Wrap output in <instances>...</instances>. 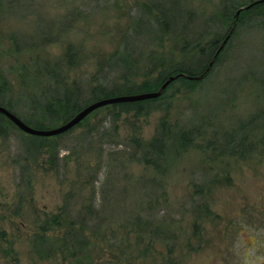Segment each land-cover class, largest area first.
Wrapping results in <instances>:
<instances>
[{"label":"rangeland","instance_id":"1","mask_svg":"<svg viewBox=\"0 0 264 264\" xmlns=\"http://www.w3.org/2000/svg\"><path fill=\"white\" fill-rule=\"evenodd\" d=\"M155 2L184 9L178 20L191 33L225 32L220 18L212 21L220 0H0V81L18 103L13 110L32 126L56 127L61 121L36 110L32 117L23 101L47 88L53 71L88 91L130 36L143 70L129 84L153 77L171 52L177 63L194 62L153 25L132 36ZM263 108L261 28L234 38L198 88L158 108L114 122L100 107L42 148L10 123L0 136V264H264V153L240 158L225 150L230 134L263 137L249 123ZM159 122L172 133L200 127L193 145L169 151L163 175L133 158V139L146 145ZM203 200L208 217L199 213ZM146 221L159 233L148 234ZM44 225V253L56 251L49 257L33 250Z\"/></svg>","mask_w":264,"mask_h":264},{"label":"trees","instance_id":"2","mask_svg":"<svg viewBox=\"0 0 264 264\" xmlns=\"http://www.w3.org/2000/svg\"><path fill=\"white\" fill-rule=\"evenodd\" d=\"M255 1L256 0H220V4L217 6V11L213 15L212 21H214L215 18H220L225 32L223 35H220V32L216 33L215 37H209L208 39H206L205 34L207 29L204 32L200 31L197 33H191V31L187 30V25H183L178 20V18L182 16V12H185L184 9L174 7L173 5L172 7H165L155 2L153 4L155 13L153 12V8L151 9L148 6L146 7L147 9L144 14L137 17L134 22L135 33L133 31L132 36L145 32L144 30L146 26L153 25L162 35L169 36L173 34L174 37H176L175 43H181V52L185 54L190 53L191 56L189 59H194V62L189 61L188 64H185L184 62V64L180 62L177 63L174 61V52H171L159 61L161 69L157 70L153 77L145 78L138 84H129L128 80L140 76L143 70L135 65L136 59L133 57V53L127 46V44H132L134 42V39L130 36L131 39H126L122 48L114 53L110 62V70L102 73V75L99 76L98 82L93 87L88 88V91H86L88 92V95H84L86 92H81L80 87L76 84L67 86V84L58 77V73L53 71L49 86L47 88H41L36 93L37 97L28 99V103L26 102L27 100L23 101L24 105L22 107L26 112L36 110L38 111L37 116H46L49 119H56L62 123L79 111L83 106L97 99L121 94L154 91L157 90L169 76L180 73L185 74L184 76H177L165 87L160 96L156 98L135 102L116 103L106 106L107 116L111 117L114 122L120 113L130 111L143 113L146 109L158 108L159 106L168 103L174 93L194 91L198 88L201 85V82L209 76L212 67L219 62L222 54L225 52L227 53L230 49L234 38L245 32L264 28V2ZM238 10L239 13L236 15ZM225 39L226 41L223 42ZM221 44H223L222 48L218 51ZM211 60L212 64L209 66L208 70H206ZM153 69L154 68L152 67L151 70ZM188 76L201 77L194 79L189 78ZM105 82L111 86L108 90L103 86ZM0 85L2 86V88L0 87V105L13 112L22 121L30 125V122L26 118L13 110L12 107L18 103L9 100L6 97L5 90H8V84L0 81ZM170 88H172V92L168 93ZM30 114L32 117H37L35 116L36 114L32 112ZM90 114L79 122V124L87 122ZM250 119L252 120L249 123H255L253 128L256 126L259 130L261 129L264 131V108L258 112L255 117ZM10 123L11 122L0 113V136L6 134L7 127ZM11 124L14 125L13 123ZM32 127L40 129L48 128ZM199 129L200 127H195V129L192 130L172 133L169 123L159 122L154 135L146 145L141 144L138 141V138L133 139L135 140V144L140 147H138L136 152L137 155L135 157L133 155V158L137 163L142 164L145 169H153L156 173L163 175L169 168V157H171L173 153L185 151L187 147L193 145L196 139L200 136ZM68 131L54 136L66 134ZM27 137L34 142H38V148L44 147L45 142L52 138V136L44 137L30 134H27ZM225 141V150L230 157L238 156L241 158L246 157L247 155L251 156L264 153V134L261 138L259 136L249 138V136L244 133L230 134V137L228 139L226 137ZM51 144H49V146ZM172 149L173 153L170 155L169 151ZM196 189L198 192L200 191L197 185ZM199 200L200 199H198V201ZM198 206L200 207V214H204V216L207 217L211 214V210L206 201H201ZM52 219L54 222H57L58 215L53 216ZM138 226H136V229L139 228ZM158 227V225L153 227L151 221H146L143 228H145L148 234L153 236L154 234L156 235V233H159ZM48 230L47 226L41 229V233L36 237L39 240H37L35 246H33L34 252L40 257H49L56 252L55 248H53L44 253L45 249L42 247V243L47 239V237H44V233Z\"/></svg>","mask_w":264,"mask_h":264},{"label":"water","instance_id":"3","mask_svg":"<svg viewBox=\"0 0 264 264\" xmlns=\"http://www.w3.org/2000/svg\"><path fill=\"white\" fill-rule=\"evenodd\" d=\"M255 2H264V0H256ZM238 13H239V10L237 11L236 15ZM227 37H228V35H227ZM225 41H226V39L223 42H225ZM222 45L223 44L220 45V47L218 48V51L222 48ZM211 64H212V60L210 61L206 70H208V68ZM184 75L185 74L180 73L177 75L169 76L160 85V87L154 91L138 92V93H133V94H121V95L105 97V98H101V99H97L95 101H92V102L88 103L87 105L83 106L79 111L74 113L69 119L60 123L56 127H52V128L48 127L45 129H40V128L32 127V126L26 124L17 115H15L13 112H11L7 108L3 107L2 105H0V113H2L19 130L23 131L26 134L36 135V136H44V137L59 135V134L65 133L66 131L75 127L79 122H81L85 117H87L92 111H94L100 107L107 106L110 104H116V103L135 102V101H141V100L156 98V97L160 96V94L165 89V87L171 81H173L177 76H184ZM188 77L197 79V78H200L201 76H188Z\"/></svg>","mask_w":264,"mask_h":264}]
</instances>
